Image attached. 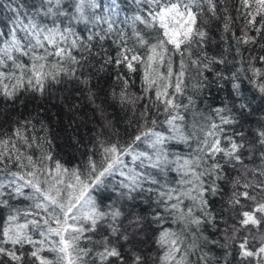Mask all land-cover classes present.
<instances>
[{
  "label": "snow or ice",
  "instance_id": "6c2138e0",
  "mask_svg": "<svg viewBox=\"0 0 264 264\" xmlns=\"http://www.w3.org/2000/svg\"><path fill=\"white\" fill-rule=\"evenodd\" d=\"M238 2L244 26L237 35L231 27L232 18L226 15L223 27L228 36L222 39H231L242 65L241 46L264 48V0ZM134 3L138 11L131 17L133 27L138 22L153 30L154 42L134 32L138 44L145 49L143 55L137 54L126 46L127 40L120 33L117 55L104 59L101 69L113 64L117 69L123 66L135 72L137 64L142 66L143 97L128 93L129 80L117 72V79H123L121 106L134 109L139 100L146 99L136 132L124 144L100 143L101 159L90 157L83 168L65 167L47 151L35 158L25 155L35 137L27 135L23 126L0 138V208L9 213L0 226V264H26L25 256L30 264H89L85 259L89 256L95 264H125L120 241L124 242L130 264H147L145 256L128 246L130 238L127 231H122L125 219L136 228L143 227L147 217L139 209L144 203L150 206L146 211L151 224L159 229L158 264H212L209 246L219 242L205 233L217 227L212 201L228 184L233 189L228 204L241 208L239 227L251 225L258 229L264 222V199L257 201L248 191L236 190L237 186L257 188L264 197V181L241 185L239 178L249 172L264 177V125L251 138L243 131L241 118L249 106L242 99L239 77L236 72L214 69V65H225L226 59L205 51L210 41L204 13L219 18L215 0ZM112 6L115 12L117 0H112ZM73 7L74 11H70L64 0H42L36 15L26 24L17 20L9 33L0 32V96L14 99L21 90L43 95L46 84L59 83L62 76L76 77L75 66L81 65L83 57L74 56L72 51L91 49L74 31L73 24L102 22L111 33L113 22L97 14L102 7L97 0H75ZM97 37L105 39L96 33L86 40ZM173 56L179 57L175 71ZM247 64L251 77L244 78L264 95V55L250 57ZM190 71L198 77L192 85L197 92L210 86L205 71L213 72L214 82L221 88V81H228L232 101L205 113L196 108L192 96H187L186 102L178 100L185 97V77ZM237 71L245 70L240 67ZM171 146H183L186 151L178 154ZM172 173L175 178H170ZM110 184L111 194L98 199L97 193ZM241 197L254 202L249 210H243ZM13 201H27L29 206L21 209ZM99 230H105L99 240L86 235ZM238 231L234 228L229 236L225 230L226 240L235 242ZM82 240L98 247H81ZM236 247L241 259L264 260V243L252 250L248 240L242 238ZM45 251L52 257L41 255Z\"/></svg>",
  "mask_w": 264,
  "mask_h": 264
},
{
  "label": "trees",
  "instance_id": "16d2710c",
  "mask_svg": "<svg viewBox=\"0 0 264 264\" xmlns=\"http://www.w3.org/2000/svg\"><path fill=\"white\" fill-rule=\"evenodd\" d=\"M74 2L75 0H64L65 6L70 11H74ZM97 2L102 5L97 10V14L113 22V31L108 33L106 31L107 24L102 22L73 24L74 31L91 49L83 52L72 51L74 56L83 57L81 65L75 66L76 77L79 79L62 76L59 83L46 84L43 95L31 90H21L14 99L0 96V138H6L14 128L23 126L22 130H26L27 135L35 137L33 147L26 150L25 155L31 154L35 158L47 151L51 152L53 160H58L65 167L83 168L90 157L96 161L101 159L100 143L111 144L119 141L124 144L137 130L139 114L146 99L139 100L134 109L129 105L121 106L119 93L123 88V79H117V72L129 80L128 93L135 97H143L142 66L137 64V70L130 72L123 66L117 69L113 64L106 65L102 70L101 64L107 57L117 55L118 49L121 47L120 33L124 34L127 47L134 48L137 54L143 55L145 49L138 44L133 33L139 31L150 42H154L152 39L154 32L138 22L133 27L131 17L138 11L134 0H117L115 12L112 0H97ZM41 3L42 0H0V32L9 33L17 20H23L26 24L29 18L36 15ZM215 3L218 19L212 18L207 11L204 13V19L207 21L204 27L210 41L206 44L205 51L210 56L223 55L225 57V65H214V69H223L225 73H237L238 82L241 84L242 99L249 106L248 111L241 118V122L243 131L251 138L252 134L264 125V95H261L255 85L244 77L245 75L251 77V73L247 72L249 58H258L264 55V48L255 45L241 46L244 61L241 65L239 58L236 57L235 46L231 39H222V36H228L223 27L226 15L232 18L231 27L237 35L240 34L241 28L244 26L245 21L238 12L239 2L238 0H215ZM87 14L91 15L92 13L89 11ZM47 22L50 23V21ZM64 23L67 24L68 21L65 20ZM96 33L104 35L105 39L99 40L97 37L90 42L86 40V37L95 36ZM20 34L22 35V33ZM261 39L264 40V33L261 34ZM226 48L227 51H225ZM172 60L175 71L179 57L173 56ZM254 63L256 67H261L258 62ZM240 67H243L245 71H237ZM160 70L164 71L163 68ZM204 75L208 77L206 83H209L210 86L197 92L192 85L197 82L198 77L194 71H190L185 77V83L188 85L185 97H177V99L186 102V97L192 96L196 101V108L205 113L212 108L230 103L233 99L231 84L228 81H221L224 84V87L221 88L214 82L213 72L205 71ZM186 116L189 120L191 119L189 114ZM159 119H163V117H159ZM46 141H51V144L49 145ZM171 147L172 151L178 154L186 151L183 146ZM253 159L255 160V157ZM245 162L252 163L247 160ZM175 176L176 174L172 173L170 178H175ZM239 178L241 185L245 182L257 184L264 181V177L253 175L252 172L239 176ZM111 188L110 184L106 190L97 193V198L110 195ZM236 190L238 192L248 191L250 196L257 197V201L264 199L257 188L245 189L237 186ZM232 191L230 184L225 185L223 192L212 201L213 212L217 217V227L209 229L205 233L209 238L219 242L209 246L213 257L212 264H264V260L257 261L251 257L241 259L238 255L236 243L242 238L248 240V247L252 250L258 249L261 243H264V222L258 229L251 225L248 228H240L238 220L241 208L239 205L232 208L228 204ZM105 202L107 203V201ZM12 203L21 209L29 206L27 201H13ZM253 203L252 200H245L241 197V204L244 205L243 210H249ZM149 207L148 203H144L139 209L147 217L143 227L136 228L134 224H129L125 219L122 231H127L130 238L128 246L133 251L145 256L147 264H158L157 258L161 252L156 244V236L159 229L155 224H151V216L146 211ZM8 214L7 209L0 208V226L4 225ZM167 226L165 225V227ZM175 227L176 225H173V228ZM234 228H239L236 241L226 240L225 230L231 236ZM103 234H105V230L86 233L94 240H99ZM221 244H226V247H220ZM80 245L81 247H93V250L98 247V245L84 240L80 242ZM118 246L125 255V264H130L124 242H118ZM25 251H27V246ZM41 255L51 258L53 254L45 251ZM85 259L89 261V264H95L90 256ZM25 262L30 264L27 256H25Z\"/></svg>",
  "mask_w": 264,
  "mask_h": 264
}]
</instances>
